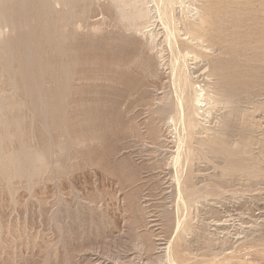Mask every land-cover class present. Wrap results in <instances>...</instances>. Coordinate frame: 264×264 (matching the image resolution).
Returning a JSON list of instances; mask_svg holds the SVG:
<instances>
[{"label":"rangeland","instance_id":"obj_1","mask_svg":"<svg viewBox=\"0 0 264 264\" xmlns=\"http://www.w3.org/2000/svg\"><path fill=\"white\" fill-rule=\"evenodd\" d=\"M77 1L0 0V264H264V0Z\"/></svg>","mask_w":264,"mask_h":264},{"label":"bare ground","instance_id":"obj_2","mask_svg":"<svg viewBox=\"0 0 264 264\" xmlns=\"http://www.w3.org/2000/svg\"><path fill=\"white\" fill-rule=\"evenodd\" d=\"M50 1H51V0H50ZM56 1H58V0H56ZM116 1H117V4H118V7L116 6V9L118 10V8H119L118 11L121 13V15H122L123 17H127V19L125 18L126 21L128 20V17L130 18V19H129L130 22L127 21V24H128V25H127L124 21H123V22L126 24V27L132 29L133 32L137 31V32H140V33H138V34H141L142 30H144V29H143L144 24H147V22L150 21V20H148V19H151V20L154 19V17L150 14V9H149L150 6H146V4H145L146 8L144 9V7H143V2H144V0H129V1L116 0ZM145 1H146V0H145ZM154 1H155V0H154ZM156 1H157V0H156ZM167 1H168L167 4L169 5V8H171V9H173L172 6L174 5V3L177 2V0H167ZM178 1L180 2V0H178ZM201 1H202V0L197 1V2L200 3ZM254 1H255V0H254ZM74 2H75V1H74ZM74 2H72V3H74ZM77 2H78V1L76 0V3H77ZM114 2H115V1L113 0V3H114ZM147 2H148V1H147ZM147 2H146V3H147ZM157 2H158V1H157ZM165 2H166V1H165ZM165 2H164V3H165ZM203 2H204V1H203ZM216 2H217V1H216ZM115 3H116V2H115ZM115 3H114V4H115ZM177 3H178V2H177ZM204 3H205V2H204ZM22 4H23V3H22ZM30 4H32V3H30ZM55 4H56V3H55ZM60 4H61V3H60ZM175 4H176V3H175ZM202 4H203V3H202ZM202 4H200V5H202ZM256 4H257V3H256ZM69 5H71V4H69ZM69 5H68V6H69ZM158 5H160V4H158ZM161 5H162V4H161ZM161 5H160V6H161ZM204 5H205V4H204ZM204 5H203V7H204ZM206 5H207V3H206ZM208 5H209V4H208ZM71 6H76V7H77L76 4H75V5H71ZM153 6H155V5H153ZM153 6H152V8H153ZM160 6H159V7H160ZM164 6H165V4H164ZM226 6H227V5H226ZM62 7H63V4H62ZM142 7H143V8H142ZM192 7H193V6H192ZM203 7L201 6L200 9H198V8H197V9H198V10H201V9H203ZM229 7H231V6H229ZM239 7H240V6H239ZM255 7H256V6H255ZM260 7H261V5H260ZM65 8H66V7H65ZM68 8H69V7H68ZM71 8H72V7H71ZM164 8H165V7H164ZM184 8H185V7H184ZM210 8H211V7H210ZM231 8H232V7H231ZM236 8H237V7H236ZM240 8H241V7H240ZM57 9H58V8H57ZM69 9H70V8H69ZM74 9H75V8H73V10H74ZM155 9H156V6H155ZM155 9H154V10H155ZM197 9H196V10H197ZM262 9H263V8H262ZM27 10H28V9H27ZM42 10H43V9H42ZM42 10H41V12H42ZM50 10H51V9H50ZM54 10H55V9H54ZM58 10H61V11H62V9H58ZM157 10H158V8H157ZM159 10H160L159 13H157V12H155V13H157V14L160 16L159 19L161 20V22L163 21V23H164V22H165V23H169V21H170V20H169V16H170V14H169V16H167V13H168V10H169V9L165 8V9L163 10V7H162V10H163V11L161 12V9H159ZM159 10H158V11H159ZM173 10H174V9H173ZM173 10H171V11H173ZM180 10H181V9H180ZM194 10H195V9H194ZM196 10H195V11H196ZM198 10H197V11H198ZM205 10H206V9H205ZM207 10H208V9H207ZM209 10H210V9H209ZM215 10H216V9H215ZM215 10H211V11H213V13H214ZM52 11H53V9H52ZM61 11H60L59 13H61ZM211 11H208L209 14L211 13ZM44 12H45V11H44ZM70 12H71V11H70ZM204 12H205V11H204ZM204 12H203V13H204ZM215 12H217V11H215ZM219 12H220V11H219ZM223 12H224V11H223ZM0 13H1V12H0ZM59 13H58V19L60 20V18H59ZM66 13H67V11H66ZM169 13H171V12L169 11ZM201 13H202V12H201ZM224 13H225V12H224ZM227 13H229V12H227ZM42 14L44 15V13H42ZM45 14H46V13H45ZM62 14H63V13H62ZM64 14H65V13H64ZM118 14H119V13H118ZM157 14H155V15H157ZM195 14H196V13H195ZM198 14H199V11H198ZM214 14H215V16H216V13H214ZM230 14H231V13H230ZM1 15H2V14H1ZM53 15H54V13H53ZM171 15H173V14H171ZM201 15H202V14H201ZM201 15H200V16H201ZM203 15H205V14H203ZM211 15H212V14H211ZM228 15H229V14H228ZM255 15H256V14H255ZM49 16H50V15H49ZM55 16H56V15H55ZM55 16H54V18H55ZM62 16H63V15H62ZM62 16H61V18H64V16H63V17H62ZM65 16H66V15H65ZM194 16H195V15H194ZM207 16H208V14H207ZM213 16H214V15H213ZM219 16H220V15H219ZM219 16H217V17H219ZM123 17H122V18H123ZM152 17H153V19H152ZM157 17H158V16H157ZM170 17H171V16H170ZM174 17H175V15H174ZM188 17H189V16H188ZM192 17H193V16H192ZM192 17H191V18H192ZM201 17H203V16H201ZM208 17H210V15H209ZM221 17H222V16H221ZM233 17H234V16H233ZM233 17H232V18H233ZM239 17H240V16H239ZM243 17H244V16H243ZM46 18H47V17H46ZM46 18H42V19H46ZM155 18H156V17H155ZM183 18H184V17H183ZM195 18H196V17H194V19H195ZM197 18H198V17H197ZM199 18H200V17H199ZM210 18H211V17H210ZM219 18H220V17H219ZM219 18H218V19H219ZM230 18H231V17H230ZM234 18H235V17H234ZM234 18H233V19H234ZM237 18H238V17H237ZM170 19H171V18H170ZM173 19L176 20L177 18H173ZM200 19H201V18H200ZM202 19L205 20V18H202ZM240 19H241V18H240ZM250 19H251V18H250ZM261 19H262V18H261ZM31 20H32V19H31ZM121 20H122V19H121ZM156 20H157V19H156ZM182 20H183V19H182ZM182 20H181V22H182ZM184 20H185V19H184ZM196 20H197V19H196ZM204 20H202V22H204ZM223 20H224V19H223ZM225 20H226V19H225ZM225 20H224L223 22H226ZM227 20H228V19H227ZM229 20H230V19H229ZM231 20H232V19H231ZM242 20H243V19H242ZM246 20H247V19H246ZM43 21H44V20H43ZM64 21H65V20H64ZM64 21H63V22H64ZM146 21H147V22H146ZM154 21H155V20H154ZM178 21H179V20H177L176 22H178ZM188 21H189V19H188ZM188 21H186L187 23L184 22V21H183V22H184V24H188ZM190 21H191V20H190ZM199 21H200V20L198 19V22H197V23H201V21H200V22H199ZM210 21H211V19H210ZM210 21H209V22H210ZM213 21H214V20H213ZM220 21H221V20H220ZM232 21H233V20H232ZM232 21H231V22H232ZM244 21H245V19H244ZM244 21H243V22H244ZM30 22H31V21H30ZM145 22H146V23H145ZM161 22H160V23H161ZM183 22H182V23H183ZM192 22H193V21H191V24H192ZM237 22H238V21H237ZM44 23H45V21H44ZM150 23H151V22H150ZM165 23H164V25H165ZM170 23H171V22H170ZM174 23H175V22H174ZM197 23H194V22H193V25H195V24H197ZM204 23H206V21H205ZM204 23H203V24H204ZM210 23H212V22H210ZM227 23H228V22H227ZM27 24H28V23H27ZM51 24H53V23H51ZM62 24H63V23H62ZM62 24H61V25H62ZM153 24H154V23H153ZM201 24H202V23H201ZM201 24H199V25H200V27L203 28V25L201 26ZM207 24H209V23L207 22ZM207 24H206V25H207ZM213 24H216L215 21H214ZM228 24H229V23H228ZM228 24H226V25H228ZM232 24L234 25V23H231L230 25H232ZM238 24H239V22H238ZM238 24H237V25H238ZM249 24H250V23H249ZM254 24H255V23H254ZM56 25H57V27H59V25H58L57 23H56ZM169 25H170V24H169ZM174 25H175V24H174ZM174 25H173V27H174ZM180 25H181V24H180ZM199 25H198V26H199ZM206 25H205V26H206ZM211 25H212V24H211ZM233 25H232V26H233ZM235 25H236V24H235ZM237 25H236V27H238ZM239 25H240V24H239ZM243 25H244V24H243ZM250 25H251V24H250ZM255 25H256V24H255ZM11 26H12V24H11ZM14 26H15V25H14ZM148 26H150V25H148ZM167 26H168V25H167ZM196 26H197V25H196ZM198 26H197V27H198ZM209 26H210V25H209ZM222 26H223V25H222ZM240 26H241V25H240ZM259 26H260V25H259ZM259 26H258V27H259ZM146 27H147V25H146ZM146 27H145V28H146ZM164 27H165V26H164ZM176 27H177L178 29H179V28L182 29V27H179V25L177 26V24H176ZM184 27H186V25H185ZM207 27H208V26H207ZM210 27H211V26H210ZM210 27H209V28H210ZM213 27H214V26H213ZM213 27H212V28H213ZM228 27H229V26H228ZM242 27H243V26H242ZM252 27H253V26H252ZM59 28H60V27H59ZM124 28H125V27H124ZM166 28H168V27H166ZM186 28H187V27H186ZM186 28H185V30H182V31H183V34L186 32V30L189 29V28H188V29H186ZM214 28H216V27H214ZM220 28H221V27H220ZM220 28H218V29H220ZM223 28H225V27L223 26ZM226 28H227V27H226ZM239 28H240V27H239ZM43 29H44V26H43ZM125 29H126V28H125ZM146 29H147V28H146ZM168 29H169V28H168ZM181 29L179 30V32H181ZM190 29H192V28H190ZM203 29H204V28H203ZM203 29H202V30H203ZM218 29H217V30H218ZM248 29H249V28H248ZM262 29H263V28H262ZM57 30H58V29H57ZM57 30H56V31H57ZM59 30H60V29H59ZM59 30H58V31H59ZM62 30H63V29L61 28V31H62ZM126 30H127V29H126ZM132 30H130V31H132ZM166 30H167V29H166ZM210 30H212V29L210 28ZM217 30H216V31H217ZM221 30H222V29H221ZM43 31H44V30H43ZM43 31H42V32H43ZM58 31H57V32H58ZM150 31H152V30H150ZM150 31H149V32H150ZM172 31H173V30H172ZM177 31H178V30H177ZM204 31H206V30H204ZM224 31H225V30H224ZM57 32H56V34H57ZM63 32H64V31H63ZM174 32H175V34L178 33V32H176V31H174ZM187 32H188V31H187ZM189 32H190V31H189ZM189 32H188V33H189ZM194 32H196V31H194ZM208 32H210V31L208 30V31L205 32V33L209 34ZM226 32H227V31H226ZM233 32H234V31H233ZM233 32H232V33H233ZM237 32H238V30H237ZM243 32H244V31H243ZM254 32H255V31H254ZM259 32H260V31H259ZM145 33H146V32H145ZM145 33H144V34H145ZM147 33H148V32H147ZM170 33H171V31H170ZM172 33H173V32H172ZM192 33H193V32H192ZM192 33H191V34H192ZM203 33H204V32H203ZM224 33H225V32H224ZM224 33H223V34H224ZM247 33H248V32H247ZM250 33H251V31H250ZM61 34H63V33L61 32ZM134 34H135V33H134ZM136 34H137V33H136ZM144 34H143L142 36H144ZM165 34H166V33H165ZM168 34H169V33H168ZM168 34H167V35H168ZM173 34H174V33H173ZM201 34H202V33H201ZM201 34H200V35H201ZM212 34H213V33H212ZM217 34H218V33H217ZM223 34H221V35H223ZM229 34H230V33H229ZM233 34H235V32H234ZM237 34H238V33H237ZM237 34H236V35H237ZM245 34H246V33H245ZM145 35H146V34H145ZM148 35H149V36H146V38H147V37H148V38L150 37V39H148V41L151 40V41L153 42L154 40H156V39H154V38H155V34H154L153 31L150 32V33H148ZM169 35H170V34H169ZM178 35H179V34H178ZM185 35H186V33H185ZM189 35H190V34H189ZM210 35H211V33H210ZM219 35H220V34H219ZM227 35H228V34H227ZM227 35H226V36H227ZM44 36H45V34H44ZM62 36H64V35H62ZM181 36H182V34H181ZM183 36H184V35H183ZM186 36H188V34H187ZM186 36H184V37H186ZM203 36H204V35H202V38H205V40H206L207 37H205V36L203 37ZM224 36H225V34H224ZM165 37H167V36H165ZM168 37H169V36H168ZM170 37H172V36H170ZM179 37H180V36H179ZM190 37H191V36H190ZM208 37H211V36H208ZM237 37H238V35H237ZM174 38H175V37H174ZM196 38H197V36L195 37V36L192 34V39H196ZM213 38H214V36H213ZM234 38H235V37H234ZM254 38H255V37H254ZM29 39H30V38H29ZM165 39H166V38H165ZM169 39H170V38H169ZM180 39H181V38H180ZM185 39H186V38H185ZM187 39H189V36H188ZM187 39H186V40H187ZM190 39H191V38H190ZM210 39H211V38H210ZM228 39H229V38H228ZM252 39H253V37H252ZM263 39H264V38H263ZM50 40H51V39H50ZM175 40H176V39H175ZM182 40H183V39H182ZM182 40H180V41L183 42ZM199 40H201V39L199 38ZM205 40H203V41H205ZM247 40H248V39H247ZM255 40H256V39H255ZM259 40H260V39H259ZM146 41H147V39H146ZM151 41H149V43H152ZM163 41H165V40H163ZM169 41H170V40H169ZM187 41H188V40H187ZM207 41H208V40H207ZM210 41H212V39H211ZM249 41H250V40H249ZM261 41H262V40H261ZM30 42H31V41H30ZM172 42H173V40L171 41V43H168V42H167V44H172ZM176 42H177V40H176ZM176 42H175V43H176ZM178 42H179V41H178ZM181 42H180V43H181ZM184 42H185V41H184ZM190 42H191V41H190ZM190 42H189V43H190ZM192 42H193V41H192ZM196 42H197V41H196ZM214 42H215V41H214ZM199 43H200V41H199ZM199 43H198V45H199ZM210 43H211V42H210ZM147 44H148V43H147ZM187 44H188V43H187ZM187 44H186V45H187ZM195 44H196V43H195ZM242 44H243V43H242ZM31 45H32V44H31ZM150 45H151V44H150ZM150 45H149V47H151V48H153V47L155 46V45H154V46L152 47V46H150ZM152 45H153V44H152ZM172 45H173V44H172ZM182 45L184 46L185 43L182 44ZM192 45H193V44H192ZM192 45H191V46H192ZM198 45H197V46H198ZM169 46L171 47V45H169ZM175 46H176V45H175ZM175 46H173V47H175ZM195 46H196V45H195ZM197 46H196V47H197ZM236 46H237V45H236ZM143 47H146L145 44H144ZM170 47H169V48H170ZM258 47H259V46H258ZM24 48H25V47H24ZM28 48H29V50H30V47H28ZM151 48H147V49H149V51H153V49H154L155 47H154L153 49H151ZM171 48H172V47H171ZM187 48H188V47L186 46V49H187ZM259 48H260V47H259ZM44 49H45V47H44ZM44 49H41V50L44 51V54H45V53H46L45 51H47V50H44ZM188 49H189V48H188ZM33 50H34V49H33ZM38 50H39V49H38ZM145 50H146V49H145ZM34 51H35V50H34ZM186 51H187V50H186ZM190 51H192L191 48H190ZM10 52H11V51H10ZM29 52H30V51H28L27 54H28ZM251 52L253 53V51H251ZM254 52H256V55H257V51H254ZM0 53H3V52L0 51ZM175 53H176V52H175ZM180 53H181V52H180ZM180 53L178 52L179 56H180ZM192 53H193V52H192ZM234 53H235V52H234ZM249 53H250V52H249ZM261 53H262V52H261ZM25 54H26V53H25ZM27 54H26V56H25L26 58H27ZM178 54H177V55H178ZM182 54H183V53H182ZM186 54H190V53H186ZM235 54H236V53H235ZM246 54H248V53H246ZM253 54H254V53H253ZM253 54H252V55H253ZM0 55H1V54H0ZM29 55H31V53H29ZM35 55H36V54H35ZM193 55H195V54L193 53ZM250 55H251V53H250ZM252 55H251V57H252ZM5 56H6V55H5ZM5 56H4V57H5ZM36 56H38V55H36ZM41 56H43V55L41 54ZM181 56H182V55H181ZM183 56H184V55H183ZM189 56H190V55H189ZM238 56H239V55H238ZM240 56H241V55H240ZM1 57H3V55H2ZM4 57H3V58H4ZM18 57H19V56H18ZM175 57H176V55H175ZM185 57H186V56H185ZM241 57H242V56H241ZM243 57L245 58V56H243ZM253 57H254V58L258 57V58H259V57H260V56H259V53H258V56H256V57L253 56ZM42 58H43V57H42ZM173 58H174V57H173ZM181 58H183V57H180L179 60H180ZM260 58H262V57H260ZM263 58H264V57H263ZM5 59H7V58H5ZM5 59H3V61H6ZM19 59H20V58H19ZM28 59H29V58H28ZM245 59H247V58H245ZM0 60H1V59H0ZM43 60H44V58H43ZM172 60L174 61V59H172ZM183 60H184V59H183ZM247 60H248V59H247ZM254 60H255V59H254ZM1 61H2V60H1ZM3 61H2V63H3ZM29 61H30V60H29ZM48 61H49V60H48ZM175 61H176V60H175ZM181 61H182V60H181ZM245 61H246V60H245ZM40 62H41V61H40ZM260 62H261V61H260ZM5 63H6V62H4V64H5ZM8 63H9V62H8ZM13 63H14V59H13ZM44 63H46V61H44ZM170 63H171V61H170ZM172 63H174V62H172ZM172 63H171V65H172ZM221 63H222V62H221ZM4 64H3V66H4ZM9 64H10V63H9ZM15 64H16V62H15ZM29 64H30V63H29ZM34 64H35V63H34ZM64 64H65V63H64ZM5 65H7V64H5ZM12 65H13V64H12ZM39 65H41V64H39ZM43 65H44V67H45V64H43ZM43 65H42V66H43ZM217 65H218V64H217ZM0 66H1V67H0L1 69L4 68L2 65H0ZM13 66H14V65H13ZM16 66L18 67L17 64H16ZM16 66H15V67H16ZM30 66H31V65H30ZM37 66H38V65H37ZM175 66H176V65H175ZM177 66H178V60H177ZM177 66H176V67H177ZM215 66H216V65H215ZM2 67H3V68H2ZM5 67H7V66H5ZM8 67H9V66H8ZM24 67H25V66H23L22 68H24ZM27 67H28V65H27ZM32 67H34V66H32ZM47 67H48V65H47ZM176 67H175V68H176ZM9 68H10V67H9ZM9 68H8V70H9ZM50 68H51V67H50ZM172 68L174 69V67H172ZM217 68H218V67H217ZM1 69H0V70H1ZM4 69H5V68H4ZM6 69H7V68H6ZM6 69H5V70H6ZM12 69H13V68H12ZM16 69H17V68H16ZM16 69H13V70L16 71ZM31 69H32V68H31ZM43 69H45V68H43ZM46 69H47V68H46ZM61 69H62V68H61ZM218 69H220V68H218ZM222 69H223V68H222ZM5 70H4V71H5ZM39 70H40V68H39ZM39 70H38V72H39ZM57 70H58V69H57ZM175 70H176V69H175ZM214 70H216L215 67H214ZM214 70H213V71H214ZM58 71H59V70H58ZM65 71H66V70H65ZM231 71H232V70H231ZM1 72H3V71H1ZM16 72H17V71H16ZM24 72H25V70H24ZM31 72H32V71H31ZM45 72H46V70H45ZM216 72H218V71H216ZM223 72H225V71H223ZM227 72H228V71H227ZM234 72H235V71H234ZM25 73H26V72H25ZM173 73H174V72H173ZM212 73H213V72H212ZM228 73H229V72H228ZM231 73H232V72H231ZM2 74H3V73H2ZM2 74L0 73V76H2ZM15 74H16V73H15ZM17 74H19V73H17ZM17 74H16V75H17ZM23 74H24V73H23ZM42 74H43V72H42ZM46 74H47V73H46ZM46 74H45V75H46ZM174 74H175V73H174ZM181 74H182V73H181ZM207 74H208V73H207ZM215 74H217V73H215ZM7 75H8V74H7ZM221 75H222V73H221ZM221 75H220V72H219V76H221ZM19 76H21V75H19ZM19 76H18V77H19ZM24 76H25V75H24ZM31 76H32V75H31ZM38 76H40L39 73H38ZM53 76H54V75H53ZM179 76H180V74H179ZM185 76H186V78H187V75H185ZM185 76H184V77H185ZM210 76H211V75H210ZM222 76H224V75H222ZM15 77H16V76H15ZM26 77H27V76H26ZM32 77H33V76H32ZM41 77H42V76H41ZM43 77H44V75H43ZM46 77H47V76H46ZM54 77H55V76H54ZM184 77H183V78H184ZM230 77H231V76H230ZM233 77H234V76H233ZM1 78H2V77H1ZM6 78H10V77H6ZM33 78H34V77H33ZM50 78H51V77H50ZM175 78H176V77H175ZM183 78H182V79H183ZM186 78H185V79H186ZM223 78H224V77H223ZM227 78H228V77H227ZM2 79H3V78H2ZM2 79H1V80H2ZM38 79H39V78H38ZM219 79H221V78H219ZM4 80H5V79H4ZM9 80H10V79H9ZM9 80L7 79V81H9ZM14 80H15V79H14ZM26 80H27V79H26ZM45 80H46V79H45ZM58 80H59V79H58ZM188 80H189V79H188ZM188 80H185V81H187V83H189ZM11 81H13V80H11ZM17 81H18V85L20 86V83H22V81H21L20 79L18 80V78H17ZM33 81H35V80L33 79ZM46 81H47V80H46ZM19 82H20V83H19ZM29 82H30V81H29ZM40 82H43V81H40ZM47 82H48V81H47ZM47 82H46V84H47ZM0 83H1V82H0ZM14 83L16 84L17 82L14 81ZM179 83H180V82H179ZM183 83H185V82H184V79H183L182 84H183ZM9 84H10V82H9ZM12 84H13V83H12ZM15 84H14V86H15ZM35 84H36V83H35ZM211 84H212V83H211ZM232 84H233V83H231V85H232ZM18 85H17V87H18ZM180 85H181V84H180ZM226 85H227V84H226ZM9 86H10V85H9ZM14 86H13V87H14ZM22 86H24L23 83H22ZM183 86H184V84H183ZM183 86H181V88H182ZM187 86L189 87L190 85L188 84ZM15 87H16V86H15ZM37 87H38V85H37ZM47 87H48V86H47ZM47 87H46V88H47ZM247 87H248V86H247ZM253 87H254V86H253ZM44 88H45V87H43V89H44ZM46 88H45V89H46ZM229 88H230V87H229ZM0 89H1V88H0ZM8 89H10V88H8ZM11 89H12V88H11ZM11 89H10V91H11ZM18 89H20V88H17V90H18ZM23 89H25V88L23 87ZM39 89H40V87H39ZM47 89H49V87H48ZM183 89H184V88H183ZM179 90H181V89H179ZM187 90H188V89H187ZM198 90H199V89H198ZM243 90H244V89H243ZM2 91H3V90H2ZM34 91H35V90H34ZM38 91H39V90H38ZM41 91H42V89H41ZM43 91H44V90H43ZM48 91H49V93H50V96L54 95L53 93L50 92V90H48ZM52 91H53V90H52ZM4 92H5V90H4ZM22 92H23V90H22ZM39 92H40V91H39ZM181 92H184V90L181 91ZM185 92H186V91H185ZM185 92H184V93H185ZM198 92H199V91H198ZM203 92H204V91H203ZM226 92H227V91H226ZM241 92H242V91H241ZM1 93H2V92H1ZM10 93H11V92H10ZM24 93H25V92H23V94H24ZM41 93H42V92H41ZM47 93H48V92H47ZM47 93H46V94H47ZM187 93H189V92H187ZM193 93H194V92H193ZM195 93H196V92H195ZM238 93H239V92H238ZM185 94H186V93H185ZM185 94H184V95H185ZM198 94H199V93H198ZM5 95H6V94H5ZM24 95H25V94H24ZM43 95H44V93H43ZM47 95H48V94H47ZM55 95H56V94H55ZM55 95H54V96H55ZM182 95H183V94H182ZM182 95H180V96H182ZM189 95H191V93H189ZM201 95H202V94H201ZM201 95H200V97L197 98V101H198V102H205V100H206L207 98L205 99V97H204L203 95H202V96H201ZM7 96H8V95H7ZM187 96H188V95H187ZM191 96H192V95H191ZM194 96H197V95H194ZM198 96H199V95H198ZM207 96H208V95H207ZM17 97H18V96H17ZM23 97H24V96H22V98H23ZM25 97H26V96H25ZM25 97H24V98H25ZM38 97H39V96H38ZM40 97H41V96H40ZM55 97H56V96H55ZM58 97H59V96H58ZM189 97H190V96H189ZM230 97H232V96H230ZM6 98H7V97H6ZM18 98L20 99V96H19ZM22 98H21V99H22ZM27 98H28V97H27ZM27 98H26V99H27ZM47 98H48V97H47ZM179 98H180V97H179ZM190 98H192V97H190ZM234 98H235V97H234ZM0 99H3V98L0 97ZM13 99H14V98H13ZM21 99H20V100H21ZM26 99H25V102H26ZM30 99H31V98H30ZM38 99H39V101H40V98H38ZM45 99H46V98H45ZM50 99H51V98H50ZM182 99H183V96H182ZM11 100H12V98H11ZM34 100H35V99H33V101H34ZM46 100H47V99H46ZM183 100H184V99H183ZM187 100H189V99H187ZM22 101H23V100H22ZM22 101H21V103H22ZM47 101H48V100H47ZM53 101H55V100H53ZM53 101L51 102V105L53 104ZM58 101H59V100H58ZM193 101L195 102L194 99H193ZM0 102H2V101L0 100ZM4 102H5V100H4ZM40 102H41V101H40ZM40 102H38V103H40ZM45 102H46V101H45ZM45 102H44V103H45ZM186 102H187V101H186ZM188 102H190V101H188ZM11 103H12V101H11ZM48 103H49V102H48ZM55 103H56V102H55ZM184 103H185V101H184ZM206 103H207V102H206ZM22 104H23V103H22ZM36 104H37V103H36ZM46 104H47V103H46ZM200 104H201V103H200ZM1 105H2V103H1ZM13 105H14V104H13ZM15 105H16V104H15ZM15 105H14V106H15ZM38 105H39V104H38ZM57 105H58V104H57ZM184 105H185V104H184ZM184 105H182V106H184ZM188 105H190V103H189ZM2 106H3V105H2ZM10 106H11V105H10ZM39 106H40V105H39ZM0 107H1V106H0ZM17 107L19 108V106H16V108H17ZM36 107H37V106H36ZM46 107H48V106H46ZM201 107H202V106H201ZM3 108H5V107H3ZM3 108H2L1 110H3ZM50 108H52V106H50ZM50 108H49V109H50ZM12 109H13V108H12ZM37 109H38V108H37ZM14 110H15V109H14ZM40 110L43 111V109H40ZM52 110H53V109H52ZM8 111H9V110H8ZM0 112H1V111H0ZM10 112H11V114H12V111H9V113H10ZM3 113H4V112L2 111V113H1L2 116H3ZM1 114H0V115H1ZM4 114H5V113H4ZM5 115H6V114H5ZM5 115H4V116H5ZM43 115H45V114H43ZM52 115H53V114H52ZM188 115H189V114H188ZM4 116H3V117H4ZM5 117H7V116H5ZM8 117H9V116H8ZM11 117H12V116H11ZM48 118H49V117H48ZM0 119H1V118H0ZM11 119H12V118H11ZM190 119H191V118H190ZM12 120H13V119H12ZM16 120H17V119H16ZM16 120H15V121H16ZM45 120H46V119L44 118L43 121L45 122ZM8 121H9V119H8ZM10 121H11V120H10ZM46 121H47V120H46ZM0 122H1V121H0ZM18 122H19V120H17V124L19 125L20 122H19V123H18ZM1 123H2V122H1ZM10 123H11V124H10ZM10 123H8V125H9V124L12 125L13 123L15 124L16 122H13V121H12V122H10ZM3 124H5V123H3ZM46 124H47V123H46ZM191 124H192V123H191ZM16 126H17V125H16ZM46 126H47V125H46ZM8 127H9V126H8ZM12 127H13V126H12ZM3 128H5V127H3ZM6 128H7V126H6ZM10 129H11V128H10ZM1 130H2V128L0 129V131H1ZM3 130H4V129H3ZM8 131H9V134H10V131H11V130H8ZM5 133H6V132H3L2 135H4ZM0 134H1V132H0ZM10 135H11V134H10ZM10 135H9V136H10ZM18 135H19V134H18ZM0 136H1V135H0ZM5 137H6V136H4V137L2 136V138L6 139V141H9V140L7 139V137H6V138H5ZM2 138H1V139H2ZM10 138H11V137H10ZM12 139H13V138H12ZM11 141H12V140H11ZM3 142H5V141H3ZM1 143H2V140H1ZM2 144H3V143H2ZM56 144H57V143H56ZM56 144H55V145H56ZM58 144H61V143L59 142ZM1 146H2V145H1ZM58 146H60V145H58ZM58 146H57V147H58ZM14 147H15V146H14ZM27 147H28V146H27ZM48 147H49V146H48ZM4 148H5V147H4ZM6 148H7V147H6ZM6 148H5L4 150H6ZM19 148L22 150V148H24V147H22V148L19 147ZM19 148H17V149H19ZM31 148H32V147H31ZM44 148H45V147H44ZM46 148H47V147H46ZM7 149H8V148H7ZM9 149H11V148L9 147ZM17 149H15V151H17ZM20 149H19L18 151L21 152ZM35 149H36V148H34V150H35ZM47 149H48V148H47ZM59 149H61V147H60ZM4 150H3V154H5ZM30 150H31V149H29V151H30ZM32 150H33V149H32ZM37 150H39V149H37ZM37 150H36V153H38ZM41 150H42V149H41ZM41 150H40V153H41ZM61 150H62V149H61ZM63 150H64V149H63ZM7 151H10V150H7ZM45 151H46V150H45ZM30 152H32V151H30ZM34 152H35V151H34ZM23 153H24V151H23ZM48 153H49V152H48ZM34 154H35V153H34ZM44 154H45V152H44ZM35 156H36V154H35ZM38 156H39V155H38ZM43 156H44V155H43ZM228 156H229V155H228ZM19 157H20V156H19ZM36 157H37V156H36ZM16 160H17V159H16ZM43 160H44V159H43ZM233 160H234V159H233ZM36 161H37V163H38V159H37ZM44 161H45V160H44ZM177 161H178V160H177ZM3 162H4V161H3ZM31 163H32V162H31ZM44 163H45V162H44ZM238 164H239V163H238ZM13 165H14V164H13ZM13 165H12L11 167H14ZM228 165H229V164H228ZM228 165H227V166H228ZM232 165H233V163H232ZM240 165H241V164H240ZM19 166H20V165H19ZM27 166H28V164H27ZM35 166H36V164L34 165V167H35ZM44 166H47L46 163H45ZM230 166H231V165H230ZM235 166H236V165H235ZM241 166H242V165H241ZM5 167H6V165H5ZM228 167H229V166H228ZM232 167H233V166H232ZM36 168H37V167H36ZM39 168H40V167H39ZM42 168H43V167H42ZM233 168H234V167H233ZM15 169H16V168H15ZM20 169H21V168H20ZM228 169H229V168H228ZM12 170H13V169H12ZM18 170H19V169H18ZM21 170H22V169H21ZM35 170H37V169H35ZM40 170H41V168H40ZM15 171H16V170H15ZM239 171H240V170H239ZM18 172H19V174H22L20 171H18ZM38 172H39V171H38ZM13 173H17V172H14V170H13ZM17 174H18V173H17ZM11 175H12V174H11ZM15 175H16V174H15ZM0 176H1V175H0ZM12 177H13V176H12ZM7 178H8V177H7ZM0 179H1V178H0ZM191 195H192V193H191ZM196 195H197V194H196ZM196 195H195V196H196Z\"/></svg>","mask_w":264,"mask_h":264}]
</instances>
